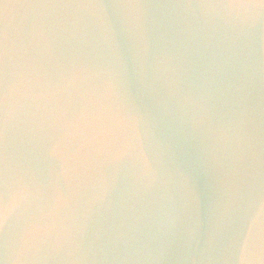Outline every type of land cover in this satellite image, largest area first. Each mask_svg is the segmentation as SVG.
Here are the masks:
<instances>
[{"label": "water", "instance_id": "1", "mask_svg": "<svg viewBox=\"0 0 264 264\" xmlns=\"http://www.w3.org/2000/svg\"><path fill=\"white\" fill-rule=\"evenodd\" d=\"M232 2L0 0V260L7 237L14 264H264V225L252 227L264 213V27L237 73L211 30L160 23ZM96 5L109 13L103 36L89 23ZM157 160L182 184L171 230L145 191Z\"/></svg>", "mask_w": 264, "mask_h": 264}, {"label": "clouds", "instance_id": "2", "mask_svg": "<svg viewBox=\"0 0 264 264\" xmlns=\"http://www.w3.org/2000/svg\"><path fill=\"white\" fill-rule=\"evenodd\" d=\"M97 11L89 18V23L95 25L101 35L108 31L109 13L104 5L94 6ZM138 26L142 29L145 44L149 42V21L145 14L137 16ZM161 26L178 32L189 28L211 30L222 45L221 56L237 73H243L252 55V38L264 27V0L259 4L236 0L232 3L204 4L196 6V10L185 15L161 21ZM236 115L232 121L229 133L233 150V181L237 187L244 184L250 168L248 148L244 132L242 110V86L238 79L236 84ZM145 191L151 195L158 209L167 218L165 227L174 228L183 212L181 202L182 184L178 175H174L166 166L164 160L154 162V167L148 173ZM264 225V213H257L252 227ZM186 244L196 249L201 245L195 236L189 235ZM246 257L240 256L243 261ZM21 259L18 247L9 243L7 237L4 244V259L0 264H10Z\"/></svg>", "mask_w": 264, "mask_h": 264}]
</instances>
